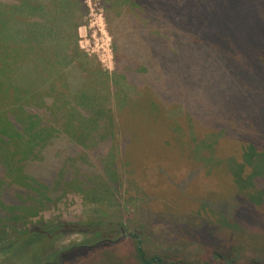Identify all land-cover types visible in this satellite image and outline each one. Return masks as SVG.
<instances>
[{"label": "trees", "instance_id": "obj_1", "mask_svg": "<svg viewBox=\"0 0 264 264\" xmlns=\"http://www.w3.org/2000/svg\"><path fill=\"white\" fill-rule=\"evenodd\" d=\"M154 5V0H102L116 61L110 73L101 71L78 44L85 0H0V263L1 258L9 256L14 262L23 260L19 256L27 248L20 244L28 238L30 244H34V237H46L55 243L60 237L79 233L98 237L93 248L110 244L107 237L100 236L107 231L111 235L115 226L34 219L44 207L75 189L76 183V191L87 200L119 202L115 195L130 181L135 182L138 174L133 165L124 171L114 162L108 164V159L114 147L121 152L123 133L126 142L132 134L122 125L128 124L129 106L134 101H143L141 107L150 105L160 113L161 117L156 116L159 130L169 122L174 124V131L183 132L186 127L179 120L186 118L191 134L204 128L217 135L211 147L221 137L241 144L242 161L227 162L223 176L229 181L225 184L232 183L230 186L239 190L231 196L206 197L203 208L241 228L245 226L238 222L240 217H264V49L249 52L238 43L210 42L208 36H217L211 26L197 28L196 36L176 13ZM193 35L217 50L219 70L205 71L204 90L216 96L217 91L213 93L208 85L220 87L223 98L227 96L224 108L230 122L209 123L199 106L181 97L183 93L165 89L174 84L165 70L174 68L183 78L180 55L187 53L194 58L197 54L195 45L185 41L195 39ZM136 42L142 45L133 47ZM238 54L241 60L236 61ZM164 64L168 68L161 67ZM203 71L204 67L196 76ZM196 94L200 95L199 91ZM143 109L147 113L149 108ZM200 170L198 167L189 172L185 182L190 184ZM101 183L106 193L97 188ZM186 186L179 184L180 188ZM139 216L148 234L155 235L151 230L161 224L159 235L167 243L177 240L174 243L180 250H186L177 239L180 235L197 240L205 247L199 264H233L221 249L226 235L220 224L191 213L160 215L146 207L140 209ZM260 222L264 229V220ZM116 230L124 231L121 227ZM141 235L132 236L135 245L131 264H196L170 254L149 255ZM241 235L235 231L231 242L240 243ZM87 247L91 246L78 242L51 257L73 261ZM48 256L44 253L35 264H55ZM106 258V264H128L109 255L83 264H101ZM246 264L264 261L250 260Z\"/></svg>", "mask_w": 264, "mask_h": 264}, {"label": "rangeland", "instance_id": "obj_2", "mask_svg": "<svg viewBox=\"0 0 264 264\" xmlns=\"http://www.w3.org/2000/svg\"><path fill=\"white\" fill-rule=\"evenodd\" d=\"M154 3L161 10L162 8L167 9L170 14L176 13L180 16L182 21L190 25L191 32L196 36H198L197 28L203 24L206 27L211 26L210 28L217 33V36H208L210 42L213 40L220 43L230 42L232 46L238 43L248 48L249 52L254 49L256 51L264 49V0H154ZM85 4L86 11L78 27V44L85 54L97 62L101 71L107 70L112 73L116 67L113 36L105 17L102 0H85ZM194 38L185 41L195 45L194 49H197V54L194 58L187 53L180 55L178 62L184 68L183 78L174 72V68L165 70L164 74L170 75L171 82L174 83L165 89L183 93L181 97L184 96L187 101L194 102L199 106L198 110L209 123L212 120L223 123L230 122L232 119H229L224 108L227 96L224 94L223 98L220 87L207 84L213 93L214 90L217 91L216 96L212 93L208 94L204 90L206 88L204 84L206 82L204 81L205 71L208 69L219 70L217 50L205 44L203 40H197L199 38L195 36ZM132 45L136 47L142 44L136 42ZM239 48L240 51L243 49ZM236 57V61L241 60L239 54ZM161 67L168 68L165 64ZM203 67V73L196 76ZM198 91L200 95L196 94ZM90 95H93L92 92ZM202 96L211 101V104L204 101ZM142 102L139 101V104L134 101L130 104L129 113L131 115L129 121L127 119L128 124L122 125V127L131 130L132 134L127 142L125 133L121 134L122 136L119 135V137L121 136V152L114 147L108 164L114 162L119 169L124 171H129V166L133 165L134 173H137V177L143 182L145 179L149 180V183L145 180L148 185L140 184L141 182L136 180L138 178H135V182L130 181L128 185H124L118 195H115L119 200L118 203L114 200L112 203L108 200L96 203L87 200L77 192L76 184L79 185V183H76L74 184L75 189L65 192L58 201L51 203L49 207H44L39 211L38 217L34 219L44 218L47 221L85 222L88 224L102 222L111 228L115 226L111 235L107 231V233L102 232L100 236L107 237L110 244L93 248L92 244L98 237L79 233L60 237L55 243H51L46 237L42 239L34 237V244H30V238H28L20 244L27 248L19 256L23 260L14 262L13 257L9 256V258H1L0 264H35V261L43 257L44 253L46 256L50 255L48 260L55 264L89 263L100 255H109L114 260L125 263L128 261V264H131L130 259L135 245L132 236L137 234H142L141 238L144 240V247L149 255L170 254L186 258L196 264L203 261L205 247L201 246L197 240L182 235L178 238L175 236L179 242L186 246V250H183V247L180 250L179 244L174 243L177 240L171 239L167 243L166 239L159 235L161 224L155 225L151 230L155 235L148 234L139 216L142 207L150 208L160 215L191 213L198 215V218L206 217L224 228L226 238L222 240L221 249L229 255L233 264H246L250 260L264 261V229L260 224L264 217L250 220L240 217L238 222L240 221L239 223L245 226L241 228L235 222H228L208 208H203L202 204L206 197L231 196L236 193V190H239L238 186L237 189L230 186L232 183L225 184L229 181L223 176L232 159L242 161L241 144L221 137L219 142L211 147V143L217 135L204 128H197V132L191 134L188 131L186 118L179 120L181 126L186 127L183 132L174 131V128H171L174 124L169 122L165 123L167 124L165 127L162 126L163 130H159L157 121L160 119L156 116L160 113L156 114L150 105H144L143 108H149L146 113L141 107ZM214 103H220L221 106L218 107ZM124 116L121 118L123 119ZM159 117L161 116L159 115ZM130 124L133 125V128ZM198 167H201L198 176L190 184L185 182L184 179L189 172ZM14 173L17 177L15 170ZM94 180L96 181V179ZM89 183L95 184L96 182ZM84 184L88 183L84 182ZM179 184H187V186L180 188ZM102 185L103 183L97 188L106 193L107 189L106 187L103 189ZM82 188L87 189L88 187L83 186ZM93 195L97 197L99 194L93 192ZM119 227L124 229L122 233H117L116 229ZM256 229H258L255 231L256 235H253L255 234L253 230ZM235 231L242 235L238 240L241 242L234 244L231 239ZM78 242H86L91 247H87L89 249L75 257L73 261L65 259L61 261L59 256L58 258L51 257L53 254L57 255L59 251L61 253L62 250H67L65 247ZM176 246L179 247V251H174ZM10 249L12 247L9 248V251H11ZM106 260L107 258L101 264H106Z\"/></svg>", "mask_w": 264, "mask_h": 264}]
</instances>
